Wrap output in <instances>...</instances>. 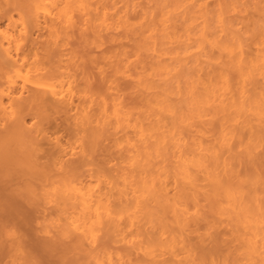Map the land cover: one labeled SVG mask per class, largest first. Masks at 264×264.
Instances as JSON below:
<instances>
[{"label": "bare ground", "instance_id": "bare-ground-1", "mask_svg": "<svg viewBox=\"0 0 264 264\" xmlns=\"http://www.w3.org/2000/svg\"><path fill=\"white\" fill-rule=\"evenodd\" d=\"M0 264H264V0H0Z\"/></svg>", "mask_w": 264, "mask_h": 264}]
</instances>
